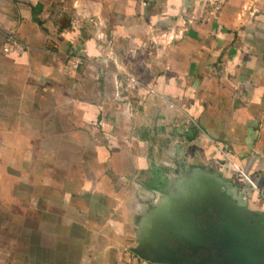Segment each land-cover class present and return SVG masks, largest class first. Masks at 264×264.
Returning a JSON list of instances; mask_svg holds the SVG:
<instances>
[{
  "label": "crops",
  "instance_id": "crops-1",
  "mask_svg": "<svg viewBox=\"0 0 264 264\" xmlns=\"http://www.w3.org/2000/svg\"><path fill=\"white\" fill-rule=\"evenodd\" d=\"M5 235L0 264H249L264 249V0H0Z\"/></svg>",
  "mask_w": 264,
  "mask_h": 264
},
{
  "label": "rangeland",
  "instance_id": "rangeland-1",
  "mask_svg": "<svg viewBox=\"0 0 264 264\" xmlns=\"http://www.w3.org/2000/svg\"><path fill=\"white\" fill-rule=\"evenodd\" d=\"M211 195H212V198H210V199H212L211 200V204L208 205V206H211V209L210 210H211V212H213V214L220 215V214H226L227 213L228 216H229V214L231 212L233 213V211H235V205H234V203H231V204L230 203L229 204L223 203L221 201V199H223V198H220L219 192L216 189H212L211 190ZM198 196L199 195L197 193L196 194L197 203L194 206V212L197 215H199L202 212H205L206 211V208L208 207V206H206L207 204H204V203L200 202V197H198ZM200 196H203V195H200ZM221 202H222V204H221ZM179 210H180L181 213L182 212H188L187 209H179ZM189 212L192 213L191 206H190ZM206 212H209V211H206ZM196 223L198 224V220L196 221ZM228 223H229L230 227H232L233 229L235 228V220H228ZM209 224H207L208 225L207 227L208 228H211L212 230H217V229L220 228L219 221H210ZM238 225H241V223H239ZM197 232H199L198 229H197ZM196 239H200V238H196ZM11 241H12L11 238H9L6 235L0 237V242L1 243L4 242L3 244H9V243H11ZM4 255H6V253Z\"/></svg>",
  "mask_w": 264,
  "mask_h": 264
},
{
  "label": "water",
  "instance_id": "water-1",
  "mask_svg": "<svg viewBox=\"0 0 264 264\" xmlns=\"http://www.w3.org/2000/svg\"><path fill=\"white\" fill-rule=\"evenodd\" d=\"M214 244L213 246H217L218 248H220V243L222 242L221 238H218L216 236V238L214 239ZM231 256V253H229L227 255V257L229 258ZM224 256L221 257L220 255V258H224ZM247 257L243 258V259H246ZM168 259L169 260H172V261H186L187 259L186 258H183V257H178V256H171V255H168ZM244 263H249V264H264V249H262L259 254L257 256H254L252 258H250L249 262H247V260H244Z\"/></svg>",
  "mask_w": 264,
  "mask_h": 264
},
{
  "label": "trees",
  "instance_id": "trees-1",
  "mask_svg": "<svg viewBox=\"0 0 264 264\" xmlns=\"http://www.w3.org/2000/svg\"><path fill=\"white\" fill-rule=\"evenodd\" d=\"M213 248H214V247H213ZM212 250H213L212 255H213V256H216L217 258H220V255H221V257L225 255V253H222V254H221V253L219 252V253H220V254H219L218 252H216V250H215V251H214V249H212Z\"/></svg>",
  "mask_w": 264,
  "mask_h": 264
}]
</instances>
